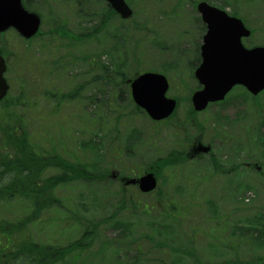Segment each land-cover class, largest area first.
Wrapping results in <instances>:
<instances>
[{"label": "rangeland", "instance_id": "1", "mask_svg": "<svg viewBox=\"0 0 264 264\" xmlns=\"http://www.w3.org/2000/svg\"><path fill=\"white\" fill-rule=\"evenodd\" d=\"M26 1L31 4L29 9L43 18V38L29 43L14 31L4 35L7 48L2 52L7 51L9 60L10 72L6 76L10 84L9 95L19 96L20 85L27 79L28 86L31 83L29 87L34 88L31 95L35 100L41 101V93L46 89L70 91L71 87L89 80L85 65L101 61L109 71L127 70V81L146 71L165 75L171 86L168 97L178 101L176 115L164 123H156L143 112H132L131 107L121 110L118 115L114 111L118 107H112L102 95L105 90L101 88V94L99 90L97 93L104 108L100 109L98 105L95 111V105L90 104V97L95 98L94 83L84 93L86 100L81 103H66L58 112L44 109L42 113L27 112V128L35 145L47 152L58 151L68 161L77 159L96 163L100 169L108 168L110 173L129 169L127 174L121 175L136 178L144 175L145 166L156 157L165 156L178 146V142L183 143L184 138H190L186 154L201 137L205 144L211 146V157H215L224 170L231 169L232 165L242 167L239 172L221 173L211 165L210 156L204 155L196 163L188 162L183 167L164 170L158 179L162 200L156 192L143 195L130 185L129 195L133 193L135 201L140 203L139 208L149 206L152 215L136 213V209L127 202L128 210H120L119 216L108 223L102 222L100 241L94 250L82 255H90L87 261L81 258L72 264H193V260L183 254L158 247V242L177 247L181 237L183 243L193 240L196 254L189 249L200 264H225L233 259L235 252L230 245L238 240L235 236L242 240L237 251L241 261L254 256L264 257V245L257 240L264 232L260 235L259 231H248L255 225L263 224L264 227V176L244 168V164L256 162L264 171V92L253 97L243 88L234 89L225 101L212 104L200 113H196L191 104V96L198 86L194 72L201 62L200 48L205 34L198 4L208 2L243 19L253 32L243 41L251 48L264 46V0H126L134 12L131 19L123 20L115 12L108 14L97 33L87 35V38L80 37L71 42L73 45L69 38H52V20L55 17L67 20L68 30L80 35L82 28L91 29L94 22L89 20L91 17L78 19L74 13L84 8L95 14V2L78 8L77 4H65V0ZM104 4L96 7L104 9L107 5L106 2ZM85 56L89 59L87 64L77 63ZM27 58L31 65L44 66V72L38 74L34 71L29 77L20 73L17 68L24 65ZM60 58L66 64L72 62V67L66 69L60 78H47L53 71L52 63ZM101 65L98 67L102 68ZM43 82L46 83L40 90ZM105 102L110 106L105 107ZM109 108L112 111L106 114ZM188 111H191L189 119L175 136L170 127H179ZM116 120H119L121 129L120 140L129 136L130 141L137 142L140 148L132 159L124 153L123 145L121 152H118L117 145L110 150L108 148L114 145L106 146L111 133L107 128L112 129ZM98 137L105 140L100 141ZM90 139L94 144H89ZM121 155L124 167L115 161ZM138 166L142 168L139 173ZM103 186V183H74L63 187L59 194L66 199V209L60 214L47 213L42 223L32 231L34 237L67 246L80 239L77 220L110 218L119 208V199L114 193L103 195ZM187 195L192 197V208L185 211L179 220L182 225L180 231L175 222L166 217L171 216V212L165 196L183 205L189 200ZM24 216L20 206L11 210L0 209V217L9 220ZM102 241L110 242L111 246L102 245ZM101 245L106 249L104 257L97 254L99 258L91 259Z\"/></svg>", "mask_w": 264, "mask_h": 264}, {"label": "trees", "instance_id": "2", "mask_svg": "<svg viewBox=\"0 0 264 264\" xmlns=\"http://www.w3.org/2000/svg\"><path fill=\"white\" fill-rule=\"evenodd\" d=\"M95 2V14L87 10L79 9L75 11L74 16H78V19H84L95 16V26L93 24L91 29L82 28V33L74 34L71 30H68V21L63 18L55 17L52 20L50 33L54 38L68 37L71 45L77 41V39L87 38V35L98 32L99 28H102L103 23L107 19L108 14H114V11L110 5L104 6V9H98L96 6L105 5L104 0H65L70 5L77 4L78 8L81 5L85 6L88 3ZM25 6L31 8L28 1L24 0ZM32 3V2H30ZM33 9V8H32ZM83 11L84 14H81ZM86 13V14H85ZM93 13V14H92ZM80 21V20H79ZM83 22V21H81ZM138 27V25H137ZM96 57V55H95ZM26 63L20 66L19 71L23 74L26 73L28 77L35 71L40 74L44 72V66H34L28 62L30 59H25ZM83 65L89 62L88 57L78 59L77 63ZM101 61L95 63L89 62V65H85L87 74L90 75L89 80L79 83L76 87H71L70 91L62 92L59 88L52 90H44L42 94V100H38L31 95L33 87L28 86V79L20 85L21 94L19 96L9 95L6 99L0 102V209L11 210L14 206H20L25 212V216L16 220H9L5 217H0V264H72L73 262L80 260L87 261V256H82L84 253L91 252L95 249V245L100 241V231L102 222L108 223L110 220H114L119 216L120 210H128V203L135 209L136 213L150 216L152 215L149 206H143L139 208L140 203L135 201L134 195H129L128 187L122 182H118L112 179L111 173L108 168L100 169L95 163L89 161H68L58 151L52 150L51 152L44 151L39 148L32 141V136L28 132V124L25 117L27 112L31 111L43 112L44 110L58 112L66 103L78 102L81 103L85 99L84 93L86 90L93 86L95 83V98L90 97L91 105H95V111L104 108L103 102L98 96L101 94V88L105 90L102 95L105 96L112 104V107H118L114 111L119 113L121 110H129L131 107L132 112H143L135 106L130 96V89L127 83V73L124 69L115 71H109V67L101 65ZM72 62L67 64L63 58L57 59L52 63L53 71L47 76V78L55 76V79L60 78L66 69L72 67ZM101 65L102 68L98 66ZM100 71L99 74H97ZM46 78V79H47ZM48 82V80H46ZM44 83L41 85L40 90L44 87ZM60 87V86H57ZM99 92L97 93V91ZM192 90V89H191ZM190 90V91H191ZM93 96V95H92ZM125 96V97H124ZM89 99V98H88ZM87 99V100H88ZM126 104H121V103ZM110 106L108 102H105V107ZM44 109V110H43ZM15 110L18 112L15 113ZM190 110V109H189ZM112 111L110 108L106 111L108 114ZM193 112V111H192ZM7 113V114H5ZM191 111L187 112L184 120L180 122L179 127L174 125L170 127L171 133L174 135L182 130L185 125V120L190 117ZM194 114V113H193ZM7 117H5V116ZM176 115V114H175ZM97 112H95V117ZM110 133V142L106 143L109 150L117 145L118 152H121L123 145V151L129 159H132L140 151V148L136 143L130 141V137H125L122 141L119 138L121 133L119 120H116L115 124L111 128H107ZM107 131V130H106ZM105 131V134H106ZM169 131V132H170ZM115 133V135H113ZM262 137V134H260ZM176 138V137H175ZM100 141L105 139L98 137ZM92 140V141H91ZM183 140V139H182ZM261 141L263 139L261 138ZM183 143L178 142V146L171 149L165 156L156 157L152 163L145 169V172H154L159 178L164 170H171L177 167L185 166L189 161L185 156V151L190 143V138H184ZM122 143V144H121ZM89 144H94L93 139H90ZM87 144V145H89ZM122 155L119 158H115V161L122 163ZM217 162V161H216ZM191 163V162H190ZM215 164H219L218 162ZM114 167V165H112ZM137 173L142 169L137 167ZM240 167L236 165V170ZM129 171L123 169L120 173L127 174ZM144 172V173H145ZM219 172V171H218ZM133 173V172H132ZM74 183H83L86 185H93V183H103V195L114 193L119 199V208L115 210L110 218H101L100 220H77L79 226V233H81L80 239L67 244V246L54 244L53 242L43 241L37 239L32 234L34 228L38 227V224L42 223L43 217L47 213H61L66 209V199L60 196V190ZM118 183V186L115 184ZM130 188V187H129ZM192 193V192H191ZM158 197L162 200V192L160 189L156 191ZM164 198V197H163ZM188 198V195H187ZM167 207L171 212V216H166L168 219L175 222L176 227L181 231L182 225L180 224L181 217L192 208L190 196L186 204H180L179 202H172L165 196ZM185 203V202H183ZM174 213V214H172ZM159 217H157L158 219ZM263 224L260 226H253L248 231L264 232ZM181 226V227H180ZM261 230V231H260ZM178 232V230H177ZM38 236V235H36ZM178 237H181L178 234ZM235 243L230 245L232 251L235 252L233 259L226 261L225 264H264V257L254 256L250 257L248 261H241L238 257L237 251L242 245V240L239 237ZM220 240V238H218ZM174 240V238H173ZM217 240V241H219ZM261 245H264V235H261L257 239ZM170 242V239H168ZM188 243L182 242V237L179 239L178 246H172L171 244L159 243L158 247L161 249H169L176 252V254H183L193 260V264L198 263V259L193 255L194 242L192 239L187 240ZM154 244H156L154 242ZM228 248V244L225 243ZM102 245L111 246L110 242L102 241ZM100 246L96 254L91 256V259L99 258L97 254L103 258V252L106 251L103 246ZM156 246V245H155ZM108 248V247H107ZM191 248V250L189 249ZM91 254V253H90ZM196 254V253H195Z\"/></svg>", "mask_w": 264, "mask_h": 264}, {"label": "water", "instance_id": "3", "mask_svg": "<svg viewBox=\"0 0 264 264\" xmlns=\"http://www.w3.org/2000/svg\"><path fill=\"white\" fill-rule=\"evenodd\" d=\"M104 1L122 19L132 17L133 10L125 0ZM197 10L207 31L201 46L202 61L195 71V78L202 88L192 95L194 110L201 112L210 103L223 101L236 86L245 87L254 96L264 91V46L247 48L243 44V39L251 36V30L243 20L204 1L198 4ZM216 21L222 23L217 24ZM40 27V16L25 9L22 0H0V32L14 28L21 36L30 39L38 34ZM6 71V61L0 55V101L9 92ZM129 84L133 101L152 120L162 121L174 113L177 101L167 97L170 85L166 76L145 72L130 80ZM210 150V146L200 144L196 152L207 154ZM125 183L137 184L143 193L157 188L153 173Z\"/></svg>", "mask_w": 264, "mask_h": 264}, {"label": "flooded vegetation", "instance_id": "4", "mask_svg": "<svg viewBox=\"0 0 264 264\" xmlns=\"http://www.w3.org/2000/svg\"><path fill=\"white\" fill-rule=\"evenodd\" d=\"M95 23V16H94V21ZM10 31H14L13 29H9L8 31L4 32V33H1L0 32V53L3 49L7 48V44L5 45L4 44V35L7 33V32H10ZM15 32V31H14ZM16 33V32H15ZM95 33V31H94ZM17 34V33H16ZM202 144V145H209V144H205L202 140L201 137H198L194 143V145L190 148L189 152L185 154L186 158L189 159V161L191 163H196L195 161L197 160H200L201 157H203L204 155L203 154H200V153H197L196 152V149L198 148V146ZM190 146V143L188 144V147ZM212 153V151H211ZM210 154H207L209 155L210 157V161H211V165L214 167V169H216L217 171L219 172H239L238 170L242 169V167H240L238 170H236V166L235 165H232V168L229 169V170H224L220 164H215L217 163L215 157H211L212 155ZM203 159V158H202ZM213 161V163H212ZM244 168H248V169H253L255 170L256 172H258L259 174H262V176H264V171L262 170V168L255 162H249V163H246L244 164Z\"/></svg>", "mask_w": 264, "mask_h": 264}, {"label": "snow or ice", "instance_id": "5", "mask_svg": "<svg viewBox=\"0 0 264 264\" xmlns=\"http://www.w3.org/2000/svg\"><path fill=\"white\" fill-rule=\"evenodd\" d=\"M215 23L219 24V23H222V21H216Z\"/></svg>", "mask_w": 264, "mask_h": 264}]
</instances>
